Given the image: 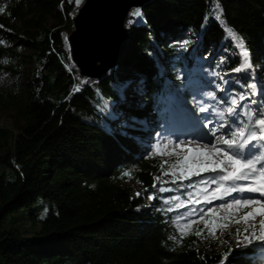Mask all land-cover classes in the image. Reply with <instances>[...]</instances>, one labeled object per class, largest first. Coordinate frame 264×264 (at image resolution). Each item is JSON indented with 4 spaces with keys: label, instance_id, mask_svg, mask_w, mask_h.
Segmentation results:
<instances>
[{
    "label": "trees",
    "instance_id": "obj_1",
    "mask_svg": "<svg viewBox=\"0 0 264 264\" xmlns=\"http://www.w3.org/2000/svg\"><path fill=\"white\" fill-rule=\"evenodd\" d=\"M0 7V73L16 75L26 64L31 70L26 98L0 92V105L14 108L22 120L17 130L0 127V224L37 197L54 205L36 220L39 227L0 226V264L262 261L259 245L208 250L196 233L207 230L205 222L209 225L214 212L193 224L196 231L184 235L176 211L161 202L147 206L133 195L123 173L153 188L162 159L144 151L166 122L145 130L131 120H112L102 105L118 106L129 116L162 119L166 112L160 95L168 80L160 71L161 61L174 83L190 72L192 55L211 57L214 47L229 53L226 69L242 65V50L226 27L243 38L249 53L253 71L246 72L244 84L254 75L264 77V0H150L140 7L143 19L128 26L119 62L98 79L80 76L69 63L65 36L75 0H0ZM221 8L223 23L215 18ZM189 32L197 35L190 57L178 49ZM154 43L160 47L161 61L154 55ZM118 83L139 86L143 99H124L115 87ZM260 113L264 101L248 108L247 118L258 119ZM173 153L168 160L178 157ZM28 214L35 219L34 212ZM229 249L231 255L223 262Z\"/></svg>",
    "mask_w": 264,
    "mask_h": 264
},
{
    "label": "rangeland",
    "instance_id": "obj_2",
    "mask_svg": "<svg viewBox=\"0 0 264 264\" xmlns=\"http://www.w3.org/2000/svg\"><path fill=\"white\" fill-rule=\"evenodd\" d=\"M129 19L130 17L128 16L127 21ZM48 22H53V19L50 18ZM128 26L126 22V28L129 31ZM71 27L70 20L68 32ZM196 38L197 35L195 33L189 32L181 41L178 49L181 50L183 54H187L190 57V50L195 45ZM185 41H187V43L183 44L182 47L181 44ZM22 50L24 53L28 52L25 48ZM154 50V55L161 61L160 47L157 43H154ZM211 55V57L207 56L205 58L192 55L190 58L192 62L190 72L185 76L181 74V77H179L181 78V82L179 81L178 83L169 80L164 63L162 61L160 62V71L168 80L166 88L161 90L160 95V101L164 103L162 111L166 112L162 115V119L151 118L149 116H129L122 108L114 105H107L109 107V112L119 113V118L116 121L120 123L125 124L131 120L133 123H136V126H141V128L145 130H150L155 129L161 120L162 122H166V125L162 127L163 130L155 134L154 138L156 142L153 140L147 141L146 150L144 151L145 155L162 159L161 176L155 177L153 188L149 189L144 187L139 181L132 178L130 174L125 175V173L128 172L123 173V175L127 176L123 179V182L130 187L132 194L141 197L147 206L161 202L166 209L176 211L177 219L184 228L182 232L184 235L192 233L191 231H196L192 221H199L201 217L206 216L205 213H209V209H215V217L211 219L207 230L201 232L199 236L200 241L206 245L208 250L215 251L219 250L223 245L229 248L237 247V229L240 230L241 235L239 239L242 240L244 229L247 227L250 232L252 225L259 223L262 218L257 216L255 221L249 220L245 223L241 220V222L237 224L235 221L243 217L250 209L245 208L236 212L234 209L229 210L221 208V205H225L233 199L264 200V197L253 196L252 193L237 192L232 193L230 196H224L223 199H212L211 203L206 202L207 199L211 198L215 189L219 187V183H212V180L214 178L218 180V177L222 175V173L217 170V172L214 173H202L200 176L193 175L190 179L181 180L180 177L182 173H187L190 166L194 167L196 163L203 162L204 159L203 157L198 158L195 151L189 152L188 148L191 147L192 149H196L197 144H199L200 148L203 149L205 143L209 141L215 142V138L209 134L210 128H219L221 124H228L231 126V129L238 130L244 125L247 109L255 108L264 101V77L258 78V76L254 75L248 84L256 85V88L252 89L244 84V80L248 79L246 72L253 71L252 67L242 72H235L233 71L234 69L232 71L226 69L225 58L229 56V53L224 47H214ZM212 57H215V59H212ZM215 60H219L216 65ZM242 60L244 62L243 56ZM69 63L72 64L70 59ZM29 66V64H26L16 75L0 73L1 94L6 93L15 97L26 98L29 92V78L31 74ZM205 78H211L212 80L206 82ZM115 87L118 89L120 95H122L123 92L122 96L126 100L143 99L144 92L142 88L137 85L133 86L118 83ZM166 90H169V92ZM187 91L190 92L189 97L185 94ZM253 91L257 94L252 95ZM241 95L247 96L248 99L239 101ZM233 98H236L240 103V107H238L236 111L243 113V115L235 116L228 114L227 108L231 106V100ZM252 101H255V103H252ZM179 103L182 104L181 107L178 106ZM201 108L205 110L202 112L200 111ZM184 110H192L197 120L198 117L203 114L207 116L195 125V127L199 128L203 133L201 132V134L193 137L185 136L182 138L179 136L177 133V121L181 119L182 116L184 117L183 119H185L189 113L187 112L184 115ZM109 112L106 113L109 114ZM216 115L220 117L217 123L212 119ZM233 121H236V123H233ZM21 123L22 120L15 115L14 108H6L4 105H0V127L10 126L17 130L18 125ZM228 130L230 129H220L217 135H224L225 131ZM169 141H171V143H169ZM179 141H184L185 143L177 148L176 144ZM188 141H193V143L188 144ZM157 145L161 147L160 153L156 152ZM164 145H168L167 148H165ZM217 147L228 150L222 143L217 144ZM231 151H236V149H232ZM173 152L178 154V157L173 161L168 160V158L174 154ZM185 157H187V159H185ZM213 159H223V157L213 156ZM204 181H208V183L205 184ZM224 183L225 187L232 186L230 182ZM237 183L239 185L247 182L241 181ZM161 189H164V191H161ZM137 193H139V195H137ZM53 206V203L49 199L37 197L30 205L7 214L2 219L0 226L1 228H15L18 230H28L34 226L39 227L40 222L36 220L43 219L51 209L54 210ZM30 212L36 214L35 219L28 214ZM182 216H184L185 219H182ZM209 229L214 230V236L209 233ZM262 253H264V249L258 254L262 256ZM257 264H264V255L262 261Z\"/></svg>",
    "mask_w": 264,
    "mask_h": 264
},
{
    "label": "snow or ice",
    "instance_id": "obj_3",
    "mask_svg": "<svg viewBox=\"0 0 264 264\" xmlns=\"http://www.w3.org/2000/svg\"><path fill=\"white\" fill-rule=\"evenodd\" d=\"M83 0H75L76 6H80ZM4 9L0 7V11ZM222 8L218 13H216L215 18L221 20ZM130 19L127 21V25H135L138 20L143 19V14L140 8H134L129 13ZM223 23V21L221 20ZM228 35L233 41H236V47L242 50V56L244 62L241 67L234 69L235 72H242L252 67L249 61V53L244 47L243 38L240 37L233 30L226 27ZM2 43V41H0ZM187 41L183 42L186 44ZM151 55V53H149ZM248 87L255 89V84H250ZM139 90V89H137ZM79 91V88H77ZM257 93L253 91L252 95ZM123 95V92H122ZM248 99L247 96L241 95L239 101ZM255 103V101H252ZM240 107V103L236 98L231 100V106L227 108L229 115L241 116L243 113L237 112L236 109ZM102 109L105 112H109V107L107 102L102 105ZM205 109L201 108L200 111ZM110 118L112 120H117L119 118V113L109 112ZM248 119L252 121L250 125L244 124L238 130L231 129L228 124H221L219 128L213 127L209 129V134L215 138V142L209 141L204 144V148L201 149L199 144H197L196 149L188 148L189 152L195 151L197 157H203V162L196 163L194 167L190 166L187 173H182L180 179H190L191 176H200L202 173L217 172L219 170L222 175L217 179H213L212 183H219V187L215 189L212 193L210 199L206 202L211 203L212 199H223L224 196H230L232 193H258L260 197H264V113L259 114L258 119H253L249 115ZM236 123V121H233ZM207 127V125H206ZM220 129H230L225 131L224 135H217ZM171 143V141H169ZM184 141H179L176 147L179 148L184 145ZM193 143V141H188V144ZM222 143L227 147L228 150L224 148L217 147V144ZM168 145H164L167 148ZM236 149V151H231ZM156 152H161L160 145L156 146ZM213 156H222L223 159H213ZM187 159V157H185ZM167 174V173H166ZM128 175V173H125ZM245 181V184H239L237 182ZM175 182V181H174ZM224 182H232V186L225 187ZM208 183V181H204ZM164 191V189H161ZM139 195V193H137ZM221 208H226L229 210L234 209L239 212L242 209H250L243 217L237 219L235 222L239 224L241 220L247 223L249 220L255 221L257 216L262 217L259 222V227L255 224L252 225L251 231L246 227L244 229L243 239H239L241 233L237 229V247L250 248L254 245H259L261 249H264V200L261 199H233L225 205H221ZM203 211V210H202ZM209 213L215 212V209H209ZM208 213H205L207 215ZM203 220V217H201ZM192 223H197V221H192ZM205 228H208V223L205 222ZM227 226V225H225ZM190 227V226H189ZM202 231V230H201ZM201 231L196 233L197 236L201 235ZM211 235H215L214 230L209 229ZM169 239H175L174 237H169ZM231 249L229 252L222 257L223 262H227L229 256L231 255ZM264 255V253H262Z\"/></svg>",
    "mask_w": 264,
    "mask_h": 264
},
{
    "label": "water",
    "instance_id": "obj_4",
    "mask_svg": "<svg viewBox=\"0 0 264 264\" xmlns=\"http://www.w3.org/2000/svg\"><path fill=\"white\" fill-rule=\"evenodd\" d=\"M148 1L83 0L72 11V27L65 41L80 76L98 79L117 65L129 37V13Z\"/></svg>",
    "mask_w": 264,
    "mask_h": 264
},
{
    "label": "bare ground",
    "instance_id": "obj_5",
    "mask_svg": "<svg viewBox=\"0 0 264 264\" xmlns=\"http://www.w3.org/2000/svg\"><path fill=\"white\" fill-rule=\"evenodd\" d=\"M205 80H206V82H209L212 79L211 78H205ZM212 87H213V85H212ZM181 103H179V105H178L179 107H181V105L183 104V103L182 104ZM187 112H189V113H188V115L186 116L185 119H183L184 117L182 116L181 119H178V121H177L178 122V124H177V133L182 138H184L185 136H192L193 137V136H196V135L201 134V132L203 133V131H201L199 128L195 127V125H197V123L201 122L205 117H207L206 115L203 114L202 116L198 117V120H197V117L194 115V113L192 112V110L191 111L184 110L183 114L185 115ZM183 114H181V115H183ZM212 119H213L214 122L217 123V121H219L220 117H217V115H216ZM230 183H232V182H230Z\"/></svg>",
    "mask_w": 264,
    "mask_h": 264
}]
</instances>
